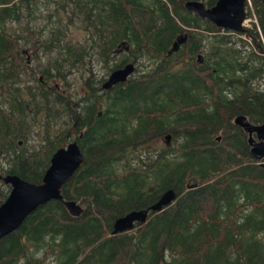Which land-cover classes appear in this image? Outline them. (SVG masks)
<instances>
[{
	"label": "trees",
	"instance_id": "trees-1",
	"mask_svg": "<svg viewBox=\"0 0 264 264\" xmlns=\"http://www.w3.org/2000/svg\"><path fill=\"white\" fill-rule=\"evenodd\" d=\"M183 2L0 0V156L8 159L0 172L39 182L65 128L30 152L16 138L38 114L46 123L67 115L82 129L74 137L82 161L60 193L84 205L78 215L56 198L37 205L0 237V264H264V155L249 153L232 121L237 113L264 121V0H250L254 20L239 32ZM73 23L84 41L64 40ZM21 37L38 43L32 61ZM121 43L127 48L114 51ZM93 54L107 70L124 61L144 68L99 94L90 87L68 112V96L48 78L86 72ZM168 187L170 203L111 232L115 216ZM7 188L0 180V202Z\"/></svg>",
	"mask_w": 264,
	"mask_h": 264
},
{
	"label": "water",
	"instance_id": "water-1",
	"mask_svg": "<svg viewBox=\"0 0 264 264\" xmlns=\"http://www.w3.org/2000/svg\"><path fill=\"white\" fill-rule=\"evenodd\" d=\"M245 1L214 0L211 5H205L201 0H184L183 6L221 28L242 31ZM185 37L186 34L183 33L173 40L168 52L174 50ZM133 68L134 65L131 61L112 68L102 82V87L108 88L114 83L124 81L133 71ZM232 121L246 133L249 153L255 159L262 158L264 155V121L251 122L242 113L235 114ZM169 137V132L163 134L165 143L168 142ZM216 138L219 139L220 135H216ZM81 161L82 152L77 142L71 140L52 151L48 165L44 169L39 182L28 181L15 173L2 174L0 172V180L10 186L8 193L0 202V237L15 229L28 212L50 198L62 200L69 214L78 215L82 207L74 199L62 197L60 185L74 172ZM175 195L173 188H165L146 207L131 208L115 216L111 223V232L115 233L129 229L134 222L144 221L149 210L161 209L163 205L170 203ZM159 264L165 263L161 262Z\"/></svg>",
	"mask_w": 264,
	"mask_h": 264
},
{
	"label": "rangeland",
	"instance_id": "rangeland-1",
	"mask_svg": "<svg viewBox=\"0 0 264 264\" xmlns=\"http://www.w3.org/2000/svg\"><path fill=\"white\" fill-rule=\"evenodd\" d=\"M248 7L250 9V14L246 13L248 11L247 10ZM43 20L44 19H37V21H34L31 24L35 25V23H38V21L43 22ZM253 20H254V13H253L252 8L250 7V0H248V3L245 5V16H244V19L242 21L243 28L250 26L251 22ZM61 21L64 22V19H62ZM238 35L241 36V34H238ZM87 36H88L87 33H85L83 30H81L77 26V24L73 23V24L66 25L65 35L63 38H64V40H67L69 42H75V41L80 42V41H84L87 38ZM20 39H19L20 43L23 42L21 46L27 47L30 51L29 53L31 54V56H32V54H36L38 52L37 51L34 53L31 50L33 48V46L31 43H29V42L27 43L28 38L24 40L21 37ZM31 56H30V59L32 61V58H34V57L32 56V58H31ZM41 56H44V55H41ZM112 56H113L112 62L119 59V54H117V53L112 54ZM108 64H112V63H110V61H109ZM112 65H109V66L112 67ZM143 65H144L143 63L136 64V66L133 69L131 74L135 75V73L142 71V69L144 68ZM89 66H90L89 69H91V72H92L91 73L92 80L97 79L101 75H106L107 72L109 71V70H107L108 66L105 64V62L99 61V59L96 58L95 54L92 55V60L89 64ZM85 75H86V72H82V74H80L78 70H74V71H71L70 73H68L66 75L65 79L55 78V82H57V84H58L56 89L60 93H63L64 95L68 94L70 96L69 99H77L79 97V95L81 94V92L83 91V81H84ZM51 78L52 77L50 76V79ZM52 84L53 83L51 82V85ZM34 118H35L34 122H31L30 120H28L29 122L27 123V125L25 124L22 126L24 129V132H25L24 136H18L16 138V139L21 140L18 144H22L28 152H30V149H39V146L41 144L44 145V143H45V142L43 143L44 138H46L48 140L53 139L54 136L57 135L58 130L66 128L68 125V123H67L68 116L64 115V114L62 116H60L59 119H56V120H53L50 122L47 121V123L45 122L46 117L44 115L41 116V114H38ZM68 140L69 139L63 137L60 145H64ZM163 141H164L163 137L161 136L158 144L161 145L163 143ZM53 143H55V142H53ZM7 162H8V159L6 157L0 156V170L1 171H3V168L7 166V164H8ZM3 199L4 198H2V200ZM80 206L83 207L84 205H82L80 203Z\"/></svg>",
	"mask_w": 264,
	"mask_h": 264
},
{
	"label": "flooded vegetation",
	"instance_id": "flooded-vegetation-1",
	"mask_svg": "<svg viewBox=\"0 0 264 264\" xmlns=\"http://www.w3.org/2000/svg\"><path fill=\"white\" fill-rule=\"evenodd\" d=\"M184 41V40H183ZM38 45V43L37 42H34V45H32L33 46V48L31 49L32 51H33V49L36 47ZM123 48H127V46L125 45V44H122L121 43V45H117V50L116 49H113L114 51H116V52H119V51H121ZM21 51L24 53V55H25V58H26V61H29L30 60V56H31V54L29 53L30 51H29V49L27 48V47H23V48H21ZM168 52V51H167ZM170 52V51H169ZM196 59L198 60V61H201V58H199V56H196ZM125 62H127V61H124V62H120L117 66H121L122 64H124ZM116 67V66H115ZM90 68V67H89ZM89 68H87L86 69V75H85V78H86V76H87V73L89 74L88 76H89V78H90V84L89 83H87V82H85V78H84V81H83V91L81 92V93H83V92H85L86 90H88L90 87L92 88V90H96L97 91V93L99 94V93H101L102 91H103V89H106V88H104V87H102V82L104 81V79L106 78V76H107V74H108V72L112 69H110L108 72H107V74L106 75H101L100 77H98L97 79H94V80H92V77H91V69H89ZM114 68V67H113ZM89 71V72H88ZM38 78L40 79V80H42V75L39 73L38 75ZM53 78H51L50 79V77L48 78V82H49V84H50V86H51V82L53 83V85H54V83H55V80L53 79ZM45 83V82H44ZM50 86L49 85H47L46 83H45V87H47V88H50ZM55 86V88H57L56 87V85H54ZM65 95H67L68 97H67V103L69 104V106L67 105V103H66V110L68 111V112H71L72 110H74V111H76V112H78L77 110H78V102H79V100L80 99H78V98H80V95H79V97L77 98V99H69V95L68 94H65ZM69 107V108H68ZM101 112V110H100V108H96V110H95V114H99ZM67 123H68V125H67V127L65 128V138H67V139H69L67 142H69V141H71V140H75V136L77 137H80L81 135H82V129L81 128H77V125H76V120L75 119H71V117H70V119L68 118L67 119ZM245 137H246V135H245ZM21 140H19L18 139V143L20 142ZM76 141V140H75ZM66 142V143H67ZM65 143V144H66ZM64 144V145H65ZM248 145V144H247ZM61 146V145H60ZM53 151V150H52ZM52 153V152H51ZM51 155V154H50ZM50 157V156H49ZM48 162H49V159H48ZM47 165H48V163H47ZM46 165V166H47ZM46 168V167H45ZM3 182V181H2ZM5 183V182H4ZM8 184V183H7ZM9 185V184H8ZM9 188H10V186H9ZM9 191V190H8ZM82 210V209H81ZM81 212V211H80Z\"/></svg>",
	"mask_w": 264,
	"mask_h": 264
}]
</instances>
